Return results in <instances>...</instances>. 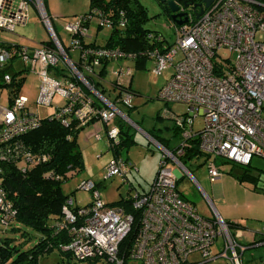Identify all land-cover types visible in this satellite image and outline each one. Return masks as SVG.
Instances as JSON below:
<instances>
[{
  "label": "built area",
  "instance_id": "built-area-1",
  "mask_svg": "<svg viewBox=\"0 0 264 264\" xmlns=\"http://www.w3.org/2000/svg\"><path fill=\"white\" fill-rule=\"evenodd\" d=\"M30 5L36 7L52 39L33 48L0 41V68L6 71L19 61L23 71L38 77V104L50 106L55 96L64 100L48 118L64 125L73 120L79 125L99 120L107 125L105 132L113 149L120 141L117 121L136 125L123 110L133 108L135 94L126 88L130 81L126 84L123 79L131 78L134 72L121 65L112 72L111 86L117 93L109 98L99 90L106 91L100 71L104 62L133 60L135 55L115 47L88 46L93 17L98 19V29L112 27L110 18L94 14L67 22L64 29L71 40L64 45L44 0H0V31L14 33L17 26L25 24ZM124 23L122 19L121 25ZM172 24L175 40L147 52L157 75L173 68L158 98L187 105L182 115L168 109L164 112L174 121L180 139L174 150L158 143L164 157L156 177L147 191L125 200L130 209L108 205L93 180L82 184L92 193L89 204L75 206L71 197L65 201L59 227L67 231L70 241L61 249L78 261L100 258L108 264H203L226 259L242 264L249 247L239 242L211 201L213 211L206 217L183 197L177 188L176 170H184L195 180L182 161L195 141L201 155L194 159L205 157L211 181L222 176L217 159L248 165L254 155L264 158V39L256 37L264 33V4L258 0H212L199 18L192 12L185 23ZM76 50L74 60L70 53ZM20 78L9 71L3 75L7 84ZM28 102L26 96L13 92L10 105L0 106V164L15 161L23 172L48 159L22 143V135L37 128L43 119L27 109ZM197 117L203 118L198 128L194 124ZM94 137L100 140L103 134L97 132ZM133 168L122 156H115L106 177L125 178ZM2 181L0 165V224L7 227L16 210ZM253 240L251 247L263 245L264 232ZM193 256L198 259L192 260Z\"/></svg>",
  "mask_w": 264,
  "mask_h": 264
},
{
  "label": "rangeland",
  "instance_id": "rangeland-1",
  "mask_svg": "<svg viewBox=\"0 0 264 264\" xmlns=\"http://www.w3.org/2000/svg\"><path fill=\"white\" fill-rule=\"evenodd\" d=\"M139 1L146 7L151 18L146 27L163 33L170 43L173 42L176 37L175 28L171 17L166 13L160 2L158 0ZM258 1L264 4V0ZM44 4L48 14L52 17V25L55 32L64 45H69L71 35L64 29V26L67 22L88 13L90 11V0H44ZM96 33L98 35L97 40L104 43L110 34V29L107 26L98 29V19L93 17L89 24V35L94 36ZM256 37L264 39V33H258ZM2 39H8L29 47H36L41 41L51 40L52 35L41 20L36 7L30 5L28 21L19 25L14 33L0 31V41ZM70 55L76 60L78 51H73ZM120 65L125 68H131L134 72L131 78L123 79L126 84L130 81L132 92L135 94L133 108H123L128 117L136 124L125 123L126 130L131 134L134 142L128 147L120 148L119 150L120 156L132 163L134 168L125 178L121 176L107 178V168L115 157L114 151L109 147V138L105 132L106 129H103V123L95 120L88 124L80 131L77 137L82 150L83 169L74 172L61 185L63 193L74 200L75 206L83 207L92 201V193L82 188V184L86 180H93L97 184L103 201L112 206H125L127 198L133 197L137 192L143 193L147 191L153 183L160 162L164 157L163 149L159 145L158 140L164 139L165 142L163 144L165 143V146L170 150H174L175 141L173 139L175 137L177 139L180 134L174 125V121L166 118L164 112L168 109L171 113L182 115L187 111V105L165 103L158 98V93L172 75L173 68H169L163 74L157 75L154 72L155 63L151 60H147L144 69H139L135 61L127 58L110 61L107 63L106 71L103 75L106 80L105 86L108 87L104 94L109 98H113L117 93L111 86V82L114 80L112 72L118 70ZM60 66H62V63H60ZM22 74L25 77L19 94L29 99L27 109L30 112L37 113L40 118H45L54 113L57 106L64 103L62 98L55 96L50 106L38 104V77L28 71ZM9 93V88H0V106L8 104ZM202 121V117H197L194 122L195 127H201ZM101 129L104 130L101 133L103 138L97 140L94 134ZM163 144L161 143V145ZM216 162L222 172V176L214 182L210 180L205 157L199 160L194 158L188 160L185 165L195 180L184 170L178 168L176 170V174L179 177L177 188L187 200L196 206L201 215L211 216L213 211L209 202L211 201L215 209L226 221H231L233 218L241 221L246 228H235L231 229V231L239 242L249 246L243 254L242 264H261L264 261V244L251 247V243L254 241L251 237L255 234L254 237L258 238L260 233L264 232V193L262 190L253 189L254 184L248 181L237 182L234 173H237L238 168L233 167L232 163L222 159H217ZM170 165L175 169L173 163H170ZM251 166L256 174H260L258 187L264 188V158L254 155L251 160ZM222 196L225 199L224 202L219 199ZM28 231L31 233V240L25 244V248L34 246L42 236L36 231L29 229ZM6 237L19 238L20 236L4 230L0 225V241ZM54 248L40 258L41 264H59V261L63 264H108L106 260L100 258L78 261L71 257L70 260L65 258L62 260L58 247ZM203 264L232 263L226 259H219Z\"/></svg>",
  "mask_w": 264,
  "mask_h": 264
},
{
  "label": "trees",
  "instance_id": "trees-1",
  "mask_svg": "<svg viewBox=\"0 0 264 264\" xmlns=\"http://www.w3.org/2000/svg\"><path fill=\"white\" fill-rule=\"evenodd\" d=\"M160 4L169 15L165 6L161 2ZM87 14L108 17L112 22L110 34L104 44L91 41L87 45L115 47L127 54L135 55L133 61L139 69L146 67L147 51L155 46L162 49L165 44L169 43L163 33L146 27L151 18L146 7L139 0H90V11L84 15ZM122 19L125 20L124 25H121ZM107 63L104 62L101 68L102 75L105 74ZM5 72L0 68V88L7 87L10 94L13 92L18 94L24 77H17V73H13V77L20 78V81L7 84L3 81ZM126 88L132 91L131 83ZM101 91L105 90L101 89ZM117 123L120 129V141L113 148L115 156L120 155V148L128 147L134 142L131 134L126 130V124L121 120ZM85 126L79 125L76 120L69 125H64L53 118H43L37 128L22 135V143L37 155H47L48 159L29 167L26 172H23L15 161H4L0 164L3 188L16 210L12 223L7 227L0 225L4 230L20 236L19 238L1 239L0 264H41L42 256L55 249L54 247L62 250L61 246L70 241L67 231L59 227V224L63 222L62 207L70 198L63 193L61 185L74 172L83 169L82 150L77 137ZM163 140L158 141L163 144L165 142ZM163 146L168 148L165 143ZM200 155L198 143L195 141L182 161L185 163ZM233 167L238 168L237 173H234L237 182L248 181L254 184L253 189L262 190L264 193V188L258 187L260 174L254 172L251 163L248 165L233 164ZM125 206L130 209L129 203H125ZM227 222L231 229H243V225L238 222ZM28 229L42 236L34 246L25 248V244L31 240V233ZM66 254L71 257L69 252Z\"/></svg>",
  "mask_w": 264,
  "mask_h": 264
},
{
  "label": "crops",
  "instance_id": "crops-1",
  "mask_svg": "<svg viewBox=\"0 0 264 264\" xmlns=\"http://www.w3.org/2000/svg\"><path fill=\"white\" fill-rule=\"evenodd\" d=\"M18 27V26H17ZM17 27H16V29H17ZM97 33H96V35H94V36H92V41H94V42H96L97 44H104V43H102V42H99L98 40H97ZM45 41H47V40H45ZM45 41H41V42H45ZM1 42H3V43H6V44H18V45H22V44H20V43H17V42H14V41H10V40H8V39H2L1 40ZM40 42V43H41ZM24 46H27V45H24ZM27 47H29V46H27ZM30 48H33V47H30ZM24 70V67L22 66V64L19 62V61H15L13 64H12V67H10V68H8L6 71L8 72H12V73H17V77H25L22 73L23 72H25V71H23ZM105 88L106 89H108V87H106L105 86ZM10 91V90H9ZM12 96H13V94H10L9 93V102H8V104L6 105V106H9L10 105V103H11V101H12ZM94 122V121H93ZM90 123H92V122H90ZM89 123V124H90ZM103 125H104V128L103 129H106L107 128V125L106 124H104L103 123ZM87 126V125H86ZM85 126V127H86ZM84 127V128H85ZM103 129H101V130H98V131H96V133L97 132H100V133H102L104 130ZM176 138V137H175ZM173 139L175 142H174V147L173 148H175L176 147V145H177V143H178V141H179V139H180V134L177 136V139ZM108 143H109V141H108ZM200 157V156H199ZM194 158H196V157H194ZM128 161V160H127ZM131 172V171H130ZM129 172V173H130ZM128 176V174L126 175V177ZM221 178V177H220ZM218 180V179H217ZM217 180H215V181H217ZM214 181V182H215ZM219 199L222 201V202H224V197L222 196V197H219ZM235 208H236V205H235ZM234 222H238V223H240V224H242L243 225V223L241 222V221H239V220H237L236 218H233L232 219ZM231 220V221H232ZM230 221V220H229ZM243 228H246L244 225H243ZM260 236V235H259ZM251 238H253V239H257V237H251ZM259 238V237H258ZM252 239V240H253ZM60 251V254H61V259L63 260L64 258L65 259H69L70 260V258L72 257H70V256H68V254H66V252H64L63 250H59ZM196 259H198V256H193L192 257V260H196ZM69 263H70V261H68ZM41 263V262H40ZM59 264H63V263H60V261L58 262Z\"/></svg>",
  "mask_w": 264,
  "mask_h": 264
},
{
  "label": "water",
  "instance_id": "water-1",
  "mask_svg": "<svg viewBox=\"0 0 264 264\" xmlns=\"http://www.w3.org/2000/svg\"><path fill=\"white\" fill-rule=\"evenodd\" d=\"M158 1L161 2L169 12L172 13L170 17L173 22H175L178 25H181L187 21V17L183 18L184 14L178 12L179 6L177 5L178 1H186V0H158ZM211 2L212 0H203L201 4L194 5L195 17L199 18L203 14L204 8L208 7L211 4ZM197 7H199L200 9L197 10L196 9Z\"/></svg>",
  "mask_w": 264,
  "mask_h": 264
},
{
  "label": "flooded vegetation",
  "instance_id": "flooded-vegetation-1",
  "mask_svg": "<svg viewBox=\"0 0 264 264\" xmlns=\"http://www.w3.org/2000/svg\"><path fill=\"white\" fill-rule=\"evenodd\" d=\"M197 4H200V0L178 1L177 2V5L179 6V11L178 12L184 14L183 18L184 17H188L192 12H195L194 5H197ZM171 14L172 13L169 12V16Z\"/></svg>",
  "mask_w": 264,
  "mask_h": 264
}]
</instances>
